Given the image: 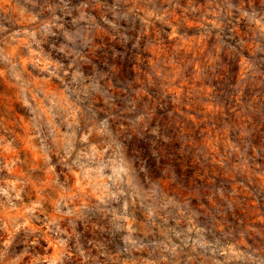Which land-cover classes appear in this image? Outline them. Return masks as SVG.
Here are the masks:
<instances>
[{
    "label": "rangeland",
    "instance_id": "1",
    "mask_svg": "<svg viewBox=\"0 0 264 264\" xmlns=\"http://www.w3.org/2000/svg\"><path fill=\"white\" fill-rule=\"evenodd\" d=\"M0 264H264V0H0Z\"/></svg>",
    "mask_w": 264,
    "mask_h": 264
}]
</instances>
